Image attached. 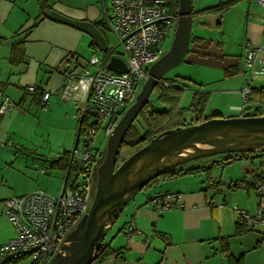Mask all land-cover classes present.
I'll use <instances>...</instances> for the list:
<instances>
[{"label":"crops","instance_id":"crops-1","mask_svg":"<svg viewBox=\"0 0 264 264\" xmlns=\"http://www.w3.org/2000/svg\"><path fill=\"white\" fill-rule=\"evenodd\" d=\"M45 2L73 19H104L102 0ZM192 9L191 51L186 54V62L216 70L215 78L206 76L198 82L201 87L211 85L207 91L215 105L212 115L243 116L249 107L264 108L252 98L245 105L240 93L247 82L244 49L247 44L264 42L259 20L264 8L256 0H215L210 4L192 0ZM41 15V0H0V91L17 106L0 115L2 179L71 151L75 141L76 104L62 99L63 73L68 62L80 56L82 38L88 37L89 47L91 38L46 17L37 21ZM103 35L108 46L106 29ZM17 43L21 50L12 59V47ZM28 86L36 90L28 92ZM250 86L260 90L264 79L255 74ZM44 90L50 91L45 103L40 98ZM186 114L185 120L195 116L193 112ZM212 115L203 113L209 118ZM217 167L222 170L218 178L212 172L210 179L205 173L184 175L163 180L145 189L140 197L136 194L114 221L110 238L105 237L112 249L120 251L122 259L110 256L103 264H264V226L241 224L233 211H256L260 200L252 185L264 180V151ZM65 176L66 172L63 181ZM28 192L18 190L21 194ZM12 193L17 189L0 196V243L15 236L3 214V200ZM170 194L174 195L173 208L159 211L151 206L155 196ZM131 221L139 232L127 235L125 226Z\"/></svg>","mask_w":264,"mask_h":264},{"label":"built area","instance_id":"built-area-1","mask_svg":"<svg viewBox=\"0 0 264 264\" xmlns=\"http://www.w3.org/2000/svg\"><path fill=\"white\" fill-rule=\"evenodd\" d=\"M264 8V0H256ZM105 9L104 22L117 41L115 48L101 54L93 53L88 59L72 58L63 73L61 96L66 102L76 104L78 121L76 140L70 151L72 168L66 170L62 189L53 195L38 189L3 200V214L11 222L15 236L0 243V264L22 257H31L36 264H47L64 242L66 235L77 224L86 208L94 183L96 165L102 150L93 144V137L102 129L110 135L125 110L133 103L148 75V67L166 51L165 41L174 33L178 6L173 0H102ZM264 28V16L259 18ZM111 57L124 63V71H112L106 64ZM246 85L241 97L246 105L251 99L250 83L255 74L264 79V42L247 44L244 49ZM160 82L167 84L162 79ZM35 86L26 87L32 92ZM50 96L44 90L41 100ZM16 104L0 91V115L15 109ZM264 114V112H259ZM188 122V121H186ZM83 142L79 144V137ZM44 174L46 167H38ZM244 186V185H242ZM253 190L259 197L254 213L234 208L238 222L251 227L264 226V180L256 182ZM151 206L159 211L174 206V195H158ZM127 235L138 233L134 222L125 226Z\"/></svg>","mask_w":264,"mask_h":264},{"label":"water","instance_id":"water-1","mask_svg":"<svg viewBox=\"0 0 264 264\" xmlns=\"http://www.w3.org/2000/svg\"><path fill=\"white\" fill-rule=\"evenodd\" d=\"M41 12L37 21L46 17L79 29L91 38L90 43L93 42L98 51H107L102 26L67 17L49 8L45 0H41ZM192 15V0H178V18L170 47L148 67V75L135 100L107 137L104 157L96 165V187L90 207L47 264H90L120 211L164 171L208 156L264 151V114L212 117L162 131L116 167L122 141L155 86L167 72L183 62L191 38ZM119 63L122 64L116 67ZM106 67L112 71L125 70L124 63L117 57H111Z\"/></svg>","mask_w":264,"mask_h":264},{"label":"trees","instance_id":"trees-1","mask_svg":"<svg viewBox=\"0 0 264 264\" xmlns=\"http://www.w3.org/2000/svg\"><path fill=\"white\" fill-rule=\"evenodd\" d=\"M173 2L176 6H178V0H173ZM95 23L98 26H102L103 24L102 20L97 21ZM190 43L186 54H188L191 51ZM20 45H21L20 43L13 45L12 59L18 57L17 56L18 51L21 50ZM90 46L92 48H96L93 42L90 43ZM162 80L167 84H164L159 81L152 92L155 93V99L158 102V105L156 106L153 102L148 100L146 105L138 114L137 118H139L141 122L144 124L145 130L140 131V129L137 126H135L134 123L129 127L120 146L119 154L117 156V161H116V167L119 164H121L124 161V159H126L131 153H133L134 151L145 145L147 142H149L150 139H152L162 131L169 128L198 123L209 118L203 116V111L207 101V94L194 92L193 99L189 107L188 108L180 107L178 104L180 99L179 96L184 88V87L182 88L179 85L182 82V78L179 76L166 77L165 75L162 78ZM251 98L259 102L260 104H264V88L258 91L252 90ZM260 108H261L260 106H254L253 109L254 111L252 112L246 111L243 116L260 115L259 114ZM186 111H191L195 113L197 119L186 122V120L184 119V112ZM252 152L253 151L232 152L221 155L219 154L218 156L221 157L220 160H213L208 165H189L185 167L183 165H179L173 167L167 171H164L163 173L152 179L149 183H147L144 186L142 190L148 189L163 180L174 179L184 175L205 173L206 179H210L211 178L210 172H212V169L217 165H223L224 163L233 162L235 160L242 159L244 155ZM103 156L104 153L102 152L99 162H101ZM49 166L54 168H61L65 171L68 168L69 169L72 168L70 151H63L61 155H59L58 157H54L51 160H49ZM94 180L96 181V171L94 175ZM244 187L246 188V185H244ZM120 254H121L120 251L114 250L110 247L109 243L106 242V238H105L103 241V245L96 251L90 264H103L110 256H114L118 261H121L122 257ZM32 264H36V263L32 262Z\"/></svg>","mask_w":264,"mask_h":264},{"label":"rangeland","instance_id":"rangeland-1","mask_svg":"<svg viewBox=\"0 0 264 264\" xmlns=\"http://www.w3.org/2000/svg\"><path fill=\"white\" fill-rule=\"evenodd\" d=\"M202 1H203V3L207 2L208 4H210V3H213L215 0H213V1L212 0H200V2H202ZM214 6H216V4ZM101 20L103 22L102 27L104 29H106V25H105L103 19H101ZM228 23H229V17H228ZM106 33H107V43H108L109 49L115 48V52H120V48L118 46L115 47L117 44V41H116L114 34L110 30H107V29H106ZM172 38H173V33L169 37H167V39L165 41L164 45H165L166 50L170 47ZM87 39H88V37H86V36H84V38H82L80 56L88 59L93 53L101 54L98 50L96 51L94 48L89 47V45L87 43ZM121 64L122 63L117 64L116 67L121 65ZM214 71H216V70L210 69L205 64L187 63L186 62V56H185L183 62H181L179 65L175 66L174 68H172L167 73L168 77L179 76L182 78V82L179 85L182 88L183 87L184 88H183V91L181 92V94L179 96L180 99H179L178 104L180 107L188 108L192 102L194 92L199 91L200 93L207 94V101H206V105H205L203 113L205 115H210V116L212 114H214L212 110H213V108H215V105L210 100V93L207 91L208 90L207 88L210 87L211 85H203V87H201V85H199V83H198L200 80L205 79L206 76H208V77L210 76V78H215L217 76V74ZM149 100L151 102H153L156 106L158 105V102L155 99V93H152L150 95ZM223 101H224V99L221 101V103ZM251 109H254V108L253 107L249 108L248 111L252 112ZM76 111H77V107L75 110V114H76ZM186 112H191V111H186ZM186 112H184V115L186 114ZM259 112H264V108H260ZM196 117H197L196 115L194 116V118H193V116L190 115L188 118H186L187 119L186 121H193L194 119L196 120L197 119ZM212 117H218V116L212 115ZM212 117H210V118H212ZM74 119L76 122V128H75V140H76L78 121L76 118H74ZM134 125L137 126L140 129V131L145 130V126L139 118L135 119ZM106 141H107V137L105 136L104 131L102 129H98L96 131L94 137H93V144L96 147H98L99 149H101L102 152L104 153ZM82 142H83V136L80 135L79 144L81 145ZM74 143H75V141H74ZM224 154H226V153H224ZM215 157H220V156L214 155V156L199 158V159H195V160L186 162V163L181 164V165H183L184 167L189 166V165H193V164L195 165V164H198L199 162L211 161ZM40 164H41V166L46 167V172L44 174H40L38 172L37 168L39 166L35 167L34 165H32V166H29L30 168L28 170H26V172L23 171V173H22L23 175L18 173V172H13V173L7 174L6 179L0 178V183L2 184V185H0V196L6 194L7 191H9L13 188L17 189V193H15V194L12 193V194H10L9 197L16 196L18 194L20 195L21 193H18V190H20V191L21 190L22 191L23 190L24 191L25 190L33 191V190L41 189V190H44V191H46L50 194H53V195L58 194L62 188L63 177H64V174L66 171L61 169V168H54V167L49 166V161H42V162L40 161ZM221 172H222L221 168L217 167V168L212 169V173L214 175H216L217 178L220 177ZM181 177H183V176H180L177 178H181ZM177 178H174V179H177ZM95 187H96V181H94L92 188H91V193H90V197H89V201H88V208L90 207V204L92 202V199H93V196L95 193ZM143 191H145V190L138 192L135 197H140V195L142 194ZM1 198H3V197H1ZM111 230L112 229H109V231H108V234L106 237L107 240L112 235V234H110ZM32 262H33V260L31 257H22V258H19L17 260H14V261H9L6 264H32Z\"/></svg>","mask_w":264,"mask_h":264}]
</instances>
